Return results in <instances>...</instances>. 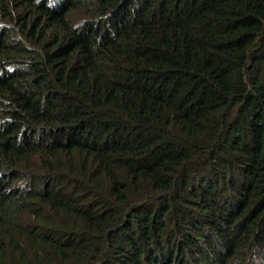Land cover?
<instances>
[{"label": "trees", "instance_id": "obj_1", "mask_svg": "<svg viewBox=\"0 0 264 264\" xmlns=\"http://www.w3.org/2000/svg\"><path fill=\"white\" fill-rule=\"evenodd\" d=\"M0 264H264V0H0Z\"/></svg>", "mask_w": 264, "mask_h": 264}]
</instances>
